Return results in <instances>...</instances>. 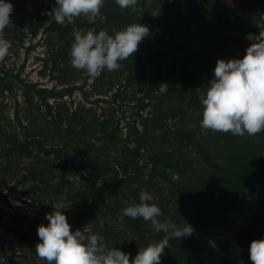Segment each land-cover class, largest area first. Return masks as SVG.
<instances>
[{
  "label": "rangeland",
  "instance_id": "1",
  "mask_svg": "<svg viewBox=\"0 0 264 264\" xmlns=\"http://www.w3.org/2000/svg\"><path fill=\"white\" fill-rule=\"evenodd\" d=\"M7 2L0 264H46L36 230L55 209L131 259L163 237L142 219H117L142 189L161 220L194 229L169 241L161 264H252L249 244L264 238V131L203 134L199 96L217 59L242 58L247 36L264 30V0H138L133 9L105 0L94 23L63 26L55 0ZM134 23L151 35L122 70L93 79L70 65L74 29L112 34Z\"/></svg>",
  "mask_w": 264,
  "mask_h": 264
},
{
  "label": "clouds",
  "instance_id": "2",
  "mask_svg": "<svg viewBox=\"0 0 264 264\" xmlns=\"http://www.w3.org/2000/svg\"><path fill=\"white\" fill-rule=\"evenodd\" d=\"M105 0H55L51 10L59 25L73 24L77 18L94 23L101 17ZM121 9H133L138 0H115ZM13 5L0 0V62L10 55L11 41L4 38V30L12 25L10 14ZM264 21V17H261ZM151 35L144 24H129L124 29L73 30L74 40L70 46V65L83 71L89 78H97L103 71H120L122 61L132 58L139 44ZM251 41L245 55L239 59H217L213 77L206 90L200 93L203 134L231 133L233 136L252 137L264 131V30L249 34ZM168 85L161 83L159 89L167 91ZM147 191L139 192V202L128 204L117 219H142L150 223L156 233L163 237L139 248L134 257L119 248L106 244L103 236L81 229L73 231L64 211L46 213L48 224L37 227L39 241L35 245L38 259L46 264H161L165 248L171 239L180 240L194 233L193 227L184 222L178 226L172 220H161V208L152 202ZM103 227L105 221L100 220ZM249 259L252 264H264V238L254 239L249 244Z\"/></svg>",
  "mask_w": 264,
  "mask_h": 264
},
{
  "label": "trees",
  "instance_id": "3",
  "mask_svg": "<svg viewBox=\"0 0 264 264\" xmlns=\"http://www.w3.org/2000/svg\"><path fill=\"white\" fill-rule=\"evenodd\" d=\"M17 119H18V116H17ZM19 120V119H18Z\"/></svg>",
  "mask_w": 264,
  "mask_h": 264
}]
</instances>
